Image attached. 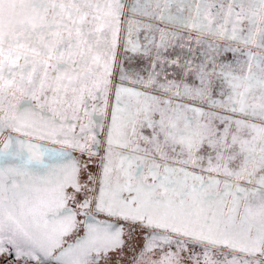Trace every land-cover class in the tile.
Listing matches in <instances>:
<instances>
[{
    "label": "snow or ice",
    "instance_id": "1",
    "mask_svg": "<svg viewBox=\"0 0 264 264\" xmlns=\"http://www.w3.org/2000/svg\"><path fill=\"white\" fill-rule=\"evenodd\" d=\"M0 264H264V0H0Z\"/></svg>",
    "mask_w": 264,
    "mask_h": 264
}]
</instances>
